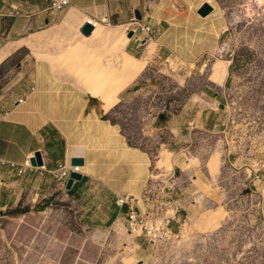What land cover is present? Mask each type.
Segmentation results:
<instances>
[{
    "label": "rangeland",
    "instance_id": "obj_1",
    "mask_svg": "<svg viewBox=\"0 0 264 264\" xmlns=\"http://www.w3.org/2000/svg\"><path fill=\"white\" fill-rule=\"evenodd\" d=\"M220 1L236 22L202 72L170 60L144 71L147 56L143 51L123 54L127 34L112 22L99 24L94 36L76 45L82 56L76 58L75 51L69 62L59 59L57 68V75L83 82L90 97L101 98L106 119L118 126L128 144L150 154L158 181L170 176L183 180L188 173L193 183L201 175L204 183L198 189L176 197L167 208L169 214L180 209L176 236L149 243L127 233L121 221L106 228L87 226L69 200L7 208L0 202V264H264V185H243L226 161L239 151L244 155H236L240 162L264 160V0ZM24 55L0 72V95L16 80V65ZM199 98L206 99L208 110L211 99H223L224 117L237 119L234 143L231 135L207 133L192 142L191 151H174L166 131L157 129L165 120L159 116ZM199 153L209 159L205 164ZM178 157L181 167L174 166ZM6 172L0 169V189ZM19 178L14 174L11 181ZM25 209L30 211L13 215Z\"/></svg>",
    "mask_w": 264,
    "mask_h": 264
},
{
    "label": "crops",
    "instance_id": "obj_2",
    "mask_svg": "<svg viewBox=\"0 0 264 264\" xmlns=\"http://www.w3.org/2000/svg\"><path fill=\"white\" fill-rule=\"evenodd\" d=\"M52 1L0 0V72L25 52L16 65V80L0 95V159L22 165L41 152L45 164L15 181L11 178L16 173L6 169L0 202L7 208L36 200H69L78 206L85 225L101 228L124 222L128 205L118 206V198L132 199L130 206L137 211L163 214L176 197H186L204 183L201 175L193 183L188 173L183 180L170 176L158 181L152 176L150 154L128 144L118 126L106 119L108 112L101 111L99 101L87 94L83 82L57 75L59 59L69 62L75 51L79 53L76 58L83 55L76 45L101 29L99 26L84 35L81 29L88 21L106 18L109 24L104 25L111 26L112 22L125 33L124 27L138 11L140 22L153 32L150 36L137 33L138 39L127 38L123 54L143 51L147 56L144 71L153 68L155 62L170 60L202 72L209 59L219 53L236 21L220 0H71L70 7L61 13L49 9ZM205 4L214 10L202 16L199 11ZM86 51L92 53L91 49ZM76 58L71 59V65ZM228 76L229 72L226 81ZM25 97V104L18 105L17 101ZM211 101L210 110L206 99L199 98L189 100L177 112L159 116L165 120L157 129L166 131L174 151H191L195 147L192 142H200L207 133L218 135L214 127L224 117L225 103L223 99ZM156 119L151 118L153 124ZM196 148L200 150V146ZM236 155L228 154L226 161L232 174L246 185L249 162H240ZM73 158L84 160L79 171L82 179L67 191L68 179L60 183L50 171L62 162L71 167ZM198 159L204 164L209 160L200 153ZM180 164L178 157L174 166ZM180 222L177 214L171 224L173 233L180 231Z\"/></svg>",
    "mask_w": 264,
    "mask_h": 264
},
{
    "label": "built area",
    "instance_id": "obj_3",
    "mask_svg": "<svg viewBox=\"0 0 264 264\" xmlns=\"http://www.w3.org/2000/svg\"><path fill=\"white\" fill-rule=\"evenodd\" d=\"M71 5V0H53L50 5V10L53 13L64 12ZM18 14V13H17ZM19 15V14H18ZM1 17V15H0ZM93 27L99 24H109L106 18L102 19L100 22L88 21ZM87 24V23H86ZM125 33L133 32L132 37L137 33L145 34L150 36L153 32L149 25L142 24L140 21L136 20L134 17L130 22L124 27ZM221 51V48L219 52ZM35 92V88L31 89V93ZM27 97L20 98L17 101L18 105H23L26 102ZM237 119L235 117H222L219 123L214 127V132L217 134L223 133L226 136L231 135V142L234 143L233 134L236 132ZM239 157L243 158L244 155L240 151L235 152ZM249 178L248 186L257 187L264 185V160H249ZM0 169H8L11 172H15L16 175L23 177L28 172H34L42 169L33 167L30 160L25 161L22 165H18L14 162H10L4 159H0ZM72 171H80V167H69L66 162L59 163L57 167L50 171L51 175L60 183H63L69 178ZM132 199L118 198L116 204L120 207L128 205V209L125 214L124 227L130 235L134 237H143L149 243H155L161 240L172 239L176 235L171 231V224L175 219L176 215L180 212V209L174 210L173 214H169V210L166 209L163 214L155 213H143L133 209L130 205Z\"/></svg>",
    "mask_w": 264,
    "mask_h": 264
},
{
    "label": "water",
    "instance_id": "obj_4",
    "mask_svg": "<svg viewBox=\"0 0 264 264\" xmlns=\"http://www.w3.org/2000/svg\"><path fill=\"white\" fill-rule=\"evenodd\" d=\"M213 6L210 5V4H205L199 11V14L202 15V16H206L208 15L209 13H211L213 11ZM134 18L138 21L141 20V16L139 14L138 11H135L134 12ZM91 24L87 23L84 25V27L81 29V32H83L86 27H90ZM92 26V25H91ZM91 28V27H90ZM133 36V32L130 31L129 33H127V37L128 38H131ZM31 164L33 167H36V168H40V167H44L45 164H44V161H43V158H42V154L41 152H36L35 153V156L34 158H32L30 160ZM84 165V160L82 158H73L71 159V167H82ZM82 179V175L77 172V171H72L70 173V176L68 178V181H67V184H66V190L67 191H70L72 189V186L75 182L77 181H81Z\"/></svg>",
    "mask_w": 264,
    "mask_h": 264
},
{
    "label": "trees",
    "instance_id": "obj_5",
    "mask_svg": "<svg viewBox=\"0 0 264 264\" xmlns=\"http://www.w3.org/2000/svg\"><path fill=\"white\" fill-rule=\"evenodd\" d=\"M96 99L99 101L100 109L103 112V106L105 105L104 102L101 100L100 97H97ZM28 211H30V210L29 209H25L22 212H19L18 210H16V211H14L13 215H15V214H24V213H27Z\"/></svg>",
    "mask_w": 264,
    "mask_h": 264
},
{
    "label": "bare ground",
    "instance_id": "obj_6",
    "mask_svg": "<svg viewBox=\"0 0 264 264\" xmlns=\"http://www.w3.org/2000/svg\"><path fill=\"white\" fill-rule=\"evenodd\" d=\"M99 26L100 25H95V27H93L90 25L91 28L87 26L86 29L83 31V34L88 36L93 32L94 29L98 28Z\"/></svg>",
    "mask_w": 264,
    "mask_h": 264
}]
</instances>
